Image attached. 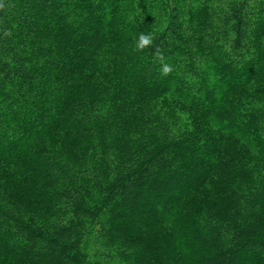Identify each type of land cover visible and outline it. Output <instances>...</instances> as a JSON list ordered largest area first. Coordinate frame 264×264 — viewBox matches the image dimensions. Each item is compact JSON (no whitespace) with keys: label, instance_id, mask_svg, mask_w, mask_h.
I'll return each mask as SVG.
<instances>
[{"label":"trees","instance_id":"trees-1","mask_svg":"<svg viewBox=\"0 0 264 264\" xmlns=\"http://www.w3.org/2000/svg\"><path fill=\"white\" fill-rule=\"evenodd\" d=\"M0 264H264V0H0Z\"/></svg>","mask_w":264,"mask_h":264},{"label":"clouds","instance_id":"clouds-1","mask_svg":"<svg viewBox=\"0 0 264 264\" xmlns=\"http://www.w3.org/2000/svg\"><path fill=\"white\" fill-rule=\"evenodd\" d=\"M152 43L151 35L145 36L144 34L140 35V47L148 46ZM170 71V69L166 68L165 72Z\"/></svg>","mask_w":264,"mask_h":264}]
</instances>
